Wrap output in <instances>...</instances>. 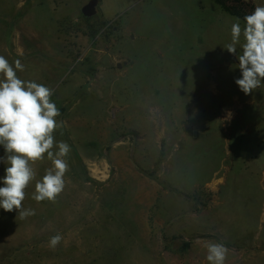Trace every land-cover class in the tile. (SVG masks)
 I'll use <instances>...</instances> for the list:
<instances>
[{
  "label": "rangeland",
  "instance_id": "obj_1",
  "mask_svg": "<svg viewBox=\"0 0 264 264\" xmlns=\"http://www.w3.org/2000/svg\"><path fill=\"white\" fill-rule=\"evenodd\" d=\"M89 1L0 0V55L53 90L71 146L55 202L32 199L45 154L22 202L35 215L0 208V264H209L207 241L225 264H264V83H235L237 17L214 0H100L85 18Z\"/></svg>",
  "mask_w": 264,
  "mask_h": 264
},
{
  "label": "clouds",
  "instance_id": "obj_2",
  "mask_svg": "<svg viewBox=\"0 0 264 264\" xmlns=\"http://www.w3.org/2000/svg\"><path fill=\"white\" fill-rule=\"evenodd\" d=\"M231 40L224 45L236 55L241 78L235 80L240 90L249 95L264 83V6H257L243 17L235 18L230 29ZM239 48V52H237ZM17 70L23 71L19 59L10 63L0 55V146L4 156L0 163L6 165L5 175L0 177V208L18 213L21 220L35 215L22 202L29 183L36 177L32 165L47 159L52 167L45 170L42 179L35 182L32 199L36 202H55L65 188V175L70 171L68 157L71 146L56 141L54 132L64 127L57 118L61 112L51 100L53 90L35 81L22 80ZM60 235L52 236L48 246L55 249L61 243ZM209 264H225L229 249L219 242L204 244Z\"/></svg>",
  "mask_w": 264,
  "mask_h": 264
},
{
  "label": "trees",
  "instance_id": "obj_3",
  "mask_svg": "<svg viewBox=\"0 0 264 264\" xmlns=\"http://www.w3.org/2000/svg\"><path fill=\"white\" fill-rule=\"evenodd\" d=\"M225 13L234 16L239 17L243 20V17L247 14L245 12V9L243 5L245 4L243 0H214ZM234 2V3H233ZM251 10H254V6L250 7Z\"/></svg>",
  "mask_w": 264,
  "mask_h": 264
},
{
  "label": "water",
  "instance_id": "obj_4",
  "mask_svg": "<svg viewBox=\"0 0 264 264\" xmlns=\"http://www.w3.org/2000/svg\"><path fill=\"white\" fill-rule=\"evenodd\" d=\"M100 0H90L83 8L82 13L85 18H92L98 13V5Z\"/></svg>",
  "mask_w": 264,
  "mask_h": 264
},
{
  "label": "crops",
  "instance_id": "obj_5",
  "mask_svg": "<svg viewBox=\"0 0 264 264\" xmlns=\"http://www.w3.org/2000/svg\"><path fill=\"white\" fill-rule=\"evenodd\" d=\"M256 6V5H255Z\"/></svg>",
  "mask_w": 264,
  "mask_h": 264
}]
</instances>
